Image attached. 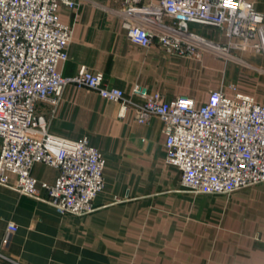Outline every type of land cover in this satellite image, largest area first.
<instances>
[{"label": "crops", "instance_id": "crops-1", "mask_svg": "<svg viewBox=\"0 0 264 264\" xmlns=\"http://www.w3.org/2000/svg\"><path fill=\"white\" fill-rule=\"evenodd\" d=\"M76 1L75 8L59 7L60 19L73 26L68 57L59 64L63 75L85 66L125 93L138 83L167 100L189 97L197 105L210 90L232 83L264 103L262 54L238 51L239 59L227 61L210 52L168 53L156 42L141 46L122 27L123 0ZM149 1L157 0H139ZM249 1L264 16V0ZM187 24L224 40L211 26ZM118 108L95 89L74 84L63 88L53 111L37 103L49 132L86 135L102 153L104 186L93 211L61 214L42 188L39 197L20 193L9 174V184L0 183V264H264V181L228 194L185 190L178 168L165 162L161 120L141 123L131 108L119 118ZM31 173L53 183L58 170L35 162ZM9 222L16 229L6 237Z\"/></svg>", "mask_w": 264, "mask_h": 264}, {"label": "built area", "instance_id": "built-area-1", "mask_svg": "<svg viewBox=\"0 0 264 264\" xmlns=\"http://www.w3.org/2000/svg\"><path fill=\"white\" fill-rule=\"evenodd\" d=\"M76 0H0V183L45 199L58 213L85 214L95 209L103 189L105 159L86 135L70 139L48 130L39 102L52 111L67 84L95 89L119 104L123 118L131 108L141 123L157 116L165 134V162L176 166L183 189L228 194L264 181V103L230 83L210 90L200 105L193 98L167 100L158 91L135 83L129 93L108 86L101 72L81 66L63 75L73 26L59 7ZM122 27L141 46L156 42L164 51L188 57L210 52L239 59L238 51L264 57V16L249 0H123ZM215 28L223 39L181 29L179 21ZM234 52V54H233ZM35 162L58 170L53 183L32 175ZM16 229L7 224L6 237Z\"/></svg>", "mask_w": 264, "mask_h": 264}, {"label": "water", "instance_id": "water-1", "mask_svg": "<svg viewBox=\"0 0 264 264\" xmlns=\"http://www.w3.org/2000/svg\"><path fill=\"white\" fill-rule=\"evenodd\" d=\"M179 27H180L181 29H184V30H185V29H187L188 24H187V22L181 20V21H179Z\"/></svg>", "mask_w": 264, "mask_h": 264}, {"label": "rangeland", "instance_id": "rangeland-1", "mask_svg": "<svg viewBox=\"0 0 264 264\" xmlns=\"http://www.w3.org/2000/svg\"><path fill=\"white\" fill-rule=\"evenodd\" d=\"M233 54H234V52H233ZM218 58H221V57H218ZM221 59H223V60H227V61H228L230 58H221ZM230 60H233V59H230ZM221 69H222V68H221ZM222 75H223V74L220 73V78L222 77ZM211 79H212V78H211Z\"/></svg>", "mask_w": 264, "mask_h": 264}]
</instances>
